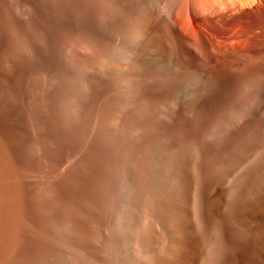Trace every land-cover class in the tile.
Wrapping results in <instances>:
<instances>
[{
  "label": "rangeland",
  "instance_id": "374dc122",
  "mask_svg": "<svg viewBox=\"0 0 264 264\" xmlns=\"http://www.w3.org/2000/svg\"><path fill=\"white\" fill-rule=\"evenodd\" d=\"M67 6L71 15L57 12L52 18H45L48 29L46 50L42 56L34 57L37 70L49 69L54 76H60L63 84L51 88L41 100H32L26 95L25 73L17 71L13 83L0 97V264L4 261L5 264L47 263L50 245L45 224L52 207L68 212L67 219L74 232L71 243L85 250L86 241L96 238L79 219L91 218L90 210L97 207L100 199L111 194L112 183L120 185L124 179L130 182L133 202L145 199L146 195L150 198L151 194V199L155 198L153 212L160 211L166 217L167 226L179 239L175 264H192L201 249L210 251L219 264L224 259L226 247L232 250L237 247L236 230L241 221L246 220L239 213L245 192L257 177L264 175V111L261 118L252 115L255 107L264 104V98L260 96V91L264 92V48L236 52V57L247 61L240 67L230 66L227 62L217 68L207 65L218 78L209 77L207 81L210 98L202 115H194L186 121L179 118L165 128L162 116L154 108L156 100L144 101L139 85L135 98H111L94 122L91 111L94 101L85 104L80 117L70 113L66 102L69 91L64 83L73 79L75 86L87 72L98 67L97 55L85 60L67 53V48L77 47L89 28L107 51L114 50L116 34L128 28L129 23L125 18L91 20L92 5L88 0H69ZM149 38L151 47L158 48L154 54L163 62L167 52L160 46L161 41L175 44L170 24L158 20ZM115 50V56L126 57V50ZM99 67L93 76L95 95L110 93L119 86L126 87L116 80L108 67ZM153 77L154 80L160 78L156 71ZM118 109L124 113L123 119L116 127H111L110 115ZM246 116L250 120L241 125V119ZM173 139L178 141L176 146L169 145ZM36 147H39L37 153ZM76 158L65 181H48L55 169ZM231 169L236 173L225 188L226 194L209 197L210 183L221 180ZM121 198L123 201L125 197ZM187 206L191 208L194 220L192 227H186L190 217ZM260 206L264 209V199ZM130 207L134 209L135 204ZM132 208L131 212H134L136 208ZM150 214L155 219L152 211ZM189 233L193 238H188ZM255 233L260 236V241L249 242L246 262L240 263L234 255L229 264H264V226L253 230ZM160 238L167 239L166 230ZM56 249H62L60 242L56 243ZM157 264L167 263L159 260Z\"/></svg>",
  "mask_w": 264,
  "mask_h": 264
},
{
  "label": "bare ground",
  "instance_id": "6f19581e",
  "mask_svg": "<svg viewBox=\"0 0 264 264\" xmlns=\"http://www.w3.org/2000/svg\"><path fill=\"white\" fill-rule=\"evenodd\" d=\"M68 1L0 0V97L13 83L17 71L25 73L26 95L32 100H41L44 94L62 82L60 76H54L49 72V69L42 72L37 70L34 66V57L42 56L46 50L48 29L45 18H52L57 12L71 15L67 6ZM88 1L92 5L91 20L95 21V18H125L129 23L128 28L118 31L115 37V49H119L118 52L121 49L126 50L125 58L115 56V49V51H107L94 31L89 28L85 39L77 47L68 46L67 48V53L85 60L96 54L98 65L108 67L113 71L116 80L126 86L125 88L119 86L118 89L110 93L103 92L101 96L95 95L93 76L99 70V66L87 72L86 77L77 81L75 86L73 79H68L64 83L69 91L66 102L70 113L80 117L85 111V104L88 101H94L91 108L94 122L102 115L105 104L111 98H135L139 85L144 101L151 103L156 100L157 104L154 105V108L162 116L161 121L165 128L170 127L179 118L186 121L194 115H202L207 110L209 97L207 81L209 77L218 78L217 74L211 72L207 65L210 64L217 68L223 62H227L230 66L240 67L247 61L236 57V52L264 48V0ZM158 20L167 21L175 37V44H171L167 40H162L160 43V46L167 52L163 62H160L154 54L157 47H151L149 38L150 31ZM123 24L121 25L125 26V23ZM252 54L250 55L252 56ZM171 58L176 62H173ZM262 66L264 68V56ZM154 71L158 72L159 79H157V75V78L153 79ZM138 76L141 77L138 78ZM220 94L222 93L220 92ZM260 96L264 98L263 91H260ZM229 100H231L230 96ZM263 111L264 104H260L252 110V115L260 117ZM123 114L119 109L113 111L110 115L109 125L116 127L122 121ZM249 120L250 117L246 116L241 119L240 124H245ZM257 143L259 144V141ZM177 144L176 139L169 142L170 146ZM35 150L37 153L39 147H36ZM189 152L191 154V150ZM255 152L254 154H256ZM77 159L68 162L60 169H55L48 181L52 183L65 181L69 170L76 164ZM157 164L156 162V166ZM152 167L154 166H151L150 169H153ZM235 173L236 170L231 169L221 180L211 182L208 196H224L225 188L231 183ZM128 181L124 179L120 185L112 183L111 194L100 199L97 207L90 210V220L79 219L96 238L94 241L87 242L85 240V250H80L71 243L74 232L67 219L68 212L52 207L47 214L46 224L43 223L50 245L46 264H90V262H93L92 264H157L159 260L167 264L176 263L174 254L179 252L177 235L167 226L166 217L160 211L153 212L155 198L151 199L152 194L150 198L146 195L145 199L141 201L133 202L131 200V186ZM35 184L36 182H33V187L37 189ZM123 196L125 198L121 201L120 197L123 198ZM263 199L264 175L257 177L245 192L239 213L246 220H242L236 230L237 247L234 250L226 247L224 259L219 264H229L234 255L240 263L246 262L250 251L249 242L260 241V236L256 233L253 234V230L264 226V209L260 206ZM132 203L135 204V210L130 207ZM131 208L134 212H131ZM186 210L190 214L186 227H192L194 220L191 208L187 206ZM151 211L155 219L151 216ZM198 220L197 218V222ZM164 230L167 231L165 240L160 238ZM188 238H193V234L189 233ZM59 242L62 249L57 251L56 243ZM203 250H200V254L192 264H217L210 251Z\"/></svg>",
  "mask_w": 264,
  "mask_h": 264
}]
</instances>
